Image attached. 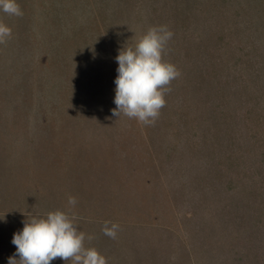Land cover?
Returning <instances> with one entry per match:
<instances>
[{"label": "trees", "instance_id": "1", "mask_svg": "<svg viewBox=\"0 0 264 264\" xmlns=\"http://www.w3.org/2000/svg\"><path fill=\"white\" fill-rule=\"evenodd\" d=\"M56 1L16 0L20 17L0 11L12 30L0 44V69L26 41L41 45L35 7L51 26ZM256 1L95 0L89 34L107 42V14L124 23L125 48L149 27L167 26L173 36L164 59L181 75L153 125L113 116L122 45L115 30L111 65L97 63L85 83L98 95L90 109L99 106L102 121L117 126L109 144L0 142V264L14 255L23 221L55 210L76 217L78 230L94 237L85 246L107 264H264V48L246 44L264 30V5ZM30 59L38 74L50 65L44 52ZM16 82L12 71L0 72V125L24 113ZM105 221L119 225L115 239L103 234Z\"/></svg>", "mask_w": 264, "mask_h": 264}, {"label": "rangeland", "instance_id": "2", "mask_svg": "<svg viewBox=\"0 0 264 264\" xmlns=\"http://www.w3.org/2000/svg\"><path fill=\"white\" fill-rule=\"evenodd\" d=\"M256 4L264 5V0H257ZM36 8V18L43 22L41 33L37 32L42 37L41 45L34 47L26 41L23 52H16L15 58L9 59L0 69L3 74L13 72L17 80L16 98L20 101V112L24 111L9 123L0 125V142L21 146L37 142L61 143L81 150L102 148L112 141L117 126L112 121V124L107 120L105 123L102 121L103 114L99 106L90 109L97 104L98 95L91 90L86 91L85 83L93 79L89 75L94 72L97 63L111 65L114 32L120 31L119 40L122 43L123 37L125 41V25L123 22L120 25L117 21L112 22L111 16L107 14L110 23L107 24V42L101 43L89 34V25L96 8L95 0H57L51 7V26L45 24V12ZM249 39L246 44L264 48V30H259ZM120 47L125 48V44L122 43ZM35 52L36 55L47 53L49 58L50 65L44 67L40 74L37 73L35 62H30ZM38 75H44L40 83H36ZM68 83H73L77 95ZM259 83L264 86V77ZM6 87L9 92L10 86ZM22 96L30 101L27 106H23ZM105 101L114 104V99L111 102V98L106 95ZM104 110L107 118L108 112ZM108 111L111 112L109 105ZM43 116L44 121L41 120ZM82 156H88L87 152Z\"/></svg>", "mask_w": 264, "mask_h": 264}, {"label": "clouds", "instance_id": "3", "mask_svg": "<svg viewBox=\"0 0 264 264\" xmlns=\"http://www.w3.org/2000/svg\"><path fill=\"white\" fill-rule=\"evenodd\" d=\"M0 11L8 16L23 15L16 0H0ZM11 35V28L0 21V44ZM172 36L167 26H152L137 37L134 46L119 51L115 58L118 75L114 80L113 116L122 114L143 125H153L158 119L172 81L181 75L175 65L164 59ZM68 204L75 206L76 198L69 196ZM75 219L74 215L55 210L23 221L22 230L13 234L11 243L16 251L8 264H51L57 258L71 264H107L106 257L94 247L85 246V240L94 237L79 231ZM118 230L119 225L109 221L102 227L103 234L111 239L116 238Z\"/></svg>", "mask_w": 264, "mask_h": 264}]
</instances>
